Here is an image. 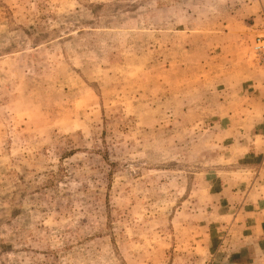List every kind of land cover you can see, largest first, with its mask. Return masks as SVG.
<instances>
[{"label":"rangeland","instance_id":"obj_1","mask_svg":"<svg viewBox=\"0 0 264 264\" xmlns=\"http://www.w3.org/2000/svg\"><path fill=\"white\" fill-rule=\"evenodd\" d=\"M263 9L0 0V264H233Z\"/></svg>","mask_w":264,"mask_h":264},{"label":"crops","instance_id":"obj_2","mask_svg":"<svg viewBox=\"0 0 264 264\" xmlns=\"http://www.w3.org/2000/svg\"><path fill=\"white\" fill-rule=\"evenodd\" d=\"M260 15H262L259 16L261 23L254 28L253 32L255 33L264 31V9ZM229 60L232 59L229 58ZM237 62L239 67L243 65L245 67H242L248 71L249 66L245 63L247 62L246 59L237 60ZM239 71L242 70H238V78L234 83L240 87H252V92L264 95L260 77L255 76L256 78H254L248 73L240 76L241 72ZM249 152L248 157L257 164L245 170L250 173V177L254 180L251 185L249 183V186L245 187L244 191L238 188L236 191H231L230 194L238 196L237 198H240L241 201V204L238 205L239 208L233 214H228L230 218V231L228 232L231 235L230 242H235L238 248L236 251L239 250L237 251L238 254L234 255L233 264H264V139H261L257 144L253 142ZM243 253L244 256L241 257Z\"/></svg>","mask_w":264,"mask_h":264},{"label":"built area","instance_id":"obj_3","mask_svg":"<svg viewBox=\"0 0 264 264\" xmlns=\"http://www.w3.org/2000/svg\"><path fill=\"white\" fill-rule=\"evenodd\" d=\"M254 50L256 55V60L258 65L263 70V77H264V31L261 32L255 40Z\"/></svg>","mask_w":264,"mask_h":264}]
</instances>
